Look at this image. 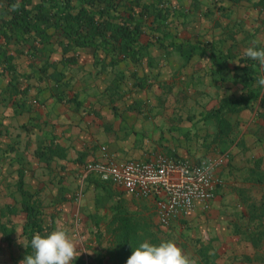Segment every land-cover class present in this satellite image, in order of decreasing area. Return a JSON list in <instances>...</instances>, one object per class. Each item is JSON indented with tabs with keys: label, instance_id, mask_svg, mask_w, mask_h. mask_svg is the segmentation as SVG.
Segmentation results:
<instances>
[{
	"label": "crops",
	"instance_id": "obj_1",
	"mask_svg": "<svg viewBox=\"0 0 264 264\" xmlns=\"http://www.w3.org/2000/svg\"><path fill=\"white\" fill-rule=\"evenodd\" d=\"M125 1L141 27L133 56L63 49L33 31L6 42L0 23V51L12 56L11 71L0 62V193L19 194L25 215L24 200L40 205L41 232L64 227L73 241L93 240L98 250L82 246L72 264H112L96 242L124 231L132 198L92 162L223 154L209 206L172 224L249 258L264 247L260 234L258 249H237L264 230V67L244 49L264 46V0ZM0 234V264H14L2 260L16 250Z\"/></svg>",
	"mask_w": 264,
	"mask_h": 264
},
{
	"label": "trees",
	"instance_id": "obj_2",
	"mask_svg": "<svg viewBox=\"0 0 264 264\" xmlns=\"http://www.w3.org/2000/svg\"><path fill=\"white\" fill-rule=\"evenodd\" d=\"M129 3L125 0H0V23L5 27L1 34L8 42L12 36L17 40L18 35L33 31L39 42H57L63 49L71 45L85 47L93 53L101 49L110 56H133L141 27L133 18V6ZM35 50L32 46V51ZM11 60L12 56L0 51V62L5 63L8 71L12 70ZM225 104L228 102L222 100L220 108ZM23 209L27 253L32 235L42 231V219L37 207L25 200ZM260 234L263 236L264 230L258 231L252 241L254 246L261 241ZM260 258L264 261L263 256Z\"/></svg>",
	"mask_w": 264,
	"mask_h": 264
},
{
	"label": "built area",
	"instance_id": "obj_3",
	"mask_svg": "<svg viewBox=\"0 0 264 264\" xmlns=\"http://www.w3.org/2000/svg\"><path fill=\"white\" fill-rule=\"evenodd\" d=\"M226 155L206 156L197 162L157 159L103 160L90 164L100 180L121 186L126 193L147 199L158 222L169 225L188 220L200 204L209 206L220 183Z\"/></svg>",
	"mask_w": 264,
	"mask_h": 264
},
{
	"label": "rangeland",
	"instance_id": "obj_4",
	"mask_svg": "<svg viewBox=\"0 0 264 264\" xmlns=\"http://www.w3.org/2000/svg\"><path fill=\"white\" fill-rule=\"evenodd\" d=\"M2 196L7 199L6 203L10 199L8 203L11 204V206L8 205L5 209L0 208V233L3 232L7 237H10V239L4 240L7 242L5 247L7 246L10 249L13 248L16 250V254L14 253L16 256H10L9 258H5V256H3L2 260L5 261V259H12L14 264H23L22 259L24 255L32 251L30 246L27 253L25 252L27 237L23 230V225L25 223L23 219L26 215L17 205L19 194L15 192H5L3 194L0 193V202ZM130 197L132 198V207L129 217L125 218V234L123 235L122 228L119 227L117 229L119 231L118 234H112L110 236L108 233H106V240H98L96 242L98 245L104 244L103 249H105V251L112 252L111 257L109 258L110 263L122 264V261H126L127 256L131 254L132 247H136L140 242L145 240L153 244H158L161 241L171 239L174 240L177 245L188 254L195 264H264V261L260 258V256L264 257V247H260V250L257 253L255 252L256 254L254 253L253 256H249V258H246V256L237 258L236 256L227 253L225 251L226 247L223 245H219L217 248L213 249L211 245L212 242L208 241L207 239V241H204V238L201 235L202 229L199 231L201 236L195 237L194 233L189 231L187 227H182L175 224H160L155 213L153 212L154 210L149 200L137 198L132 195H130ZM135 200L137 201L136 203ZM140 201L142 202L141 210L133 207L134 204L138 206V202ZM145 201L149 202L147 203L148 205L145 203ZM32 205L37 207L41 215L43 214V208L40 207V205L35 203ZM0 207H2V203H0ZM39 207L42 208V210ZM42 222L43 221H41V223ZM43 227L44 229L41 234L47 233L49 231L48 226ZM116 236L118 240L114 239ZM74 242L77 244V251H79L83 246V249L87 251V255H92L91 251L95 252L98 250L97 245L93 244V240H86L84 242L79 240ZM218 243L219 242H214V244ZM228 244H230L231 248L235 245L234 242ZM253 247L256 248L255 246L245 245L239 246L237 249L243 252H252ZM76 260L77 259L75 257L72 262H76Z\"/></svg>",
	"mask_w": 264,
	"mask_h": 264
},
{
	"label": "clouds",
	"instance_id": "obj_5",
	"mask_svg": "<svg viewBox=\"0 0 264 264\" xmlns=\"http://www.w3.org/2000/svg\"><path fill=\"white\" fill-rule=\"evenodd\" d=\"M252 41L244 49V55L264 67V46ZM257 84L264 86V75L257 77ZM76 243L68 230L56 227L47 233H34L30 240L32 251L24 255L23 264H72L77 256ZM125 264H195L174 240H164L153 244L147 240L132 247Z\"/></svg>",
	"mask_w": 264,
	"mask_h": 264
}]
</instances>
